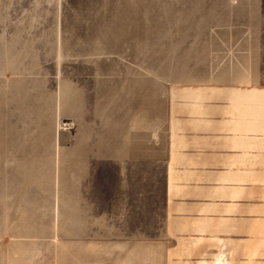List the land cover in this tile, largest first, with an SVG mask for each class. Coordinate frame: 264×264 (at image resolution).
<instances>
[{
  "label": "rangeland",
  "instance_id": "rangeland-1",
  "mask_svg": "<svg viewBox=\"0 0 264 264\" xmlns=\"http://www.w3.org/2000/svg\"><path fill=\"white\" fill-rule=\"evenodd\" d=\"M0 264H264V0H0Z\"/></svg>",
  "mask_w": 264,
  "mask_h": 264
},
{
  "label": "crops",
  "instance_id": "crops-1",
  "mask_svg": "<svg viewBox=\"0 0 264 264\" xmlns=\"http://www.w3.org/2000/svg\"><path fill=\"white\" fill-rule=\"evenodd\" d=\"M169 134H170V130H169ZM174 135H176L175 133H173ZM190 137H188V134L186 135L185 133L183 134H179L178 137L174 136L171 137L169 136V138L167 139L166 145H167V149H168V155H167V161H168V171H165V177H167V186H168V192H174V189L176 187H180L182 188V183H179L178 181H176V162H185V160H187V158L189 159V155L187 153V150L185 148V146H187L188 148L192 147V140L189 139ZM239 139H233V142H236L238 145L240 144L239 141H237ZM251 140V141H250ZM242 150H231V157L233 159H244V161L247 159V171L248 174H250V160L252 161L255 158V141L252 138H250V136L247 137V139H243L242 141ZM202 143V142H201ZM200 143V144H201ZM183 146V147H180ZM182 148V149H181ZM157 161V160H156ZM183 171V172H182ZM173 172V173H172ZM184 174L183 176L186 177L187 175V171L183 168L181 170H179L178 174ZM179 174V175H180ZM178 177V176H177ZM247 190L250 187V183L248 182V186ZM244 187V188H245ZM240 188V186L238 184H233V188L232 191H238ZM249 192V191H248ZM180 217H184L186 216V213H181L179 214ZM247 218L250 219V216L248 215Z\"/></svg>",
  "mask_w": 264,
  "mask_h": 264
}]
</instances>
